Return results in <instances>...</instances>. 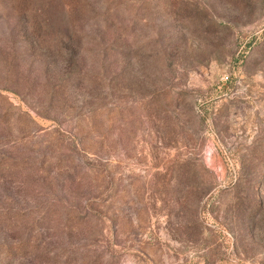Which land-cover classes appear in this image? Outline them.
<instances>
[{
    "label": "rangeland",
    "instance_id": "1",
    "mask_svg": "<svg viewBox=\"0 0 264 264\" xmlns=\"http://www.w3.org/2000/svg\"><path fill=\"white\" fill-rule=\"evenodd\" d=\"M0 264H264V0H0Z\"/></svg>",
    "mask_w": 264,
    "mask_h": 264
}]
</instances>
